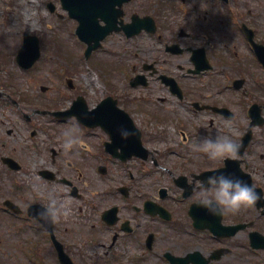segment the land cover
<instances>
[{
    "label": "flooded vegetation",
    "instance_id": "1",
    "mask_svg": "<svg viewBox=\"0 0 264 264\" xmlns=\"http://www.w3.org/2000/svg\"><path fill=\"white\" fill-rule=\"evenodd\" d=\"M117 9L98 18L103 27L104 19L117 20ZM123 10L124 23L137 15L150 17L148 31L134 38L118 32L108 39L136 44L148 38L149 48L145 57L132 53V73L119 79L124 88L110 83L112 89L95 102L74 95L69 107L83 96L89 111L112 101L104 104L99 120L85 124L70 111L68 118L79 120L84 138L71 152L55 140L69 119L53 115L69 108L44 109L17 91L18 99L13 98L15 83L0 85L5 108L0 111V220L7 219L24 244L34 245L28 253L36 260H58L47 222L36 218L46 199V192L30 188L29 180L38 178L70 197L72 214L53 223L54 236L70 257L60 227L73 221L69 226L90 225L87 234L99 241L100 264H264V197L254 207L212 215L196 194L197 181L218 171L264 194V125L258 124L264 118L259 60L264 56V0H130ZM210 85L212 91L203 93ZM138 90L150 94L133 93ZM188 116L195 122L209 117L213 136L233 135L238 156L211 161L193 152L189 131L196 126ZM109 125L116 127L118 138ZM164 126L179 134L186 151L179 160L162 156L166 153L158 148ZM133 127L147 149L142 157L132 152L138 146Z\"/></svg>",
    "mask_w": 264,
    "mask_h": 264
},
{
    "label": "rangeland",
    "instance_id": "2",
    "mask_svg": "<svg viewBox=\"0 0 264 264\" xmlns=\"http://www.w3.org/2000/svg\"><path fill=\"white\" fill-rule=\"evenodd\" d=\"M50 1L56 4V13L49 11L47 4ZM27 12L31 13L29 19L32 21V25L27 21ZM76 26L77 23L68 18L67 12L62 9L59 0H0V48H3L4 53H8L5 54L8 62L0 74V85L7 84L8 81L15 83L16 89L10 90L12 95L18 97L13 93V91H17L31 101L41 104L42 107L52 106L51 109L69 107L71 99L76 93L85 94L90 102H95L98 100V95L104 90L112 89L110 83L116 89L124 88V85H119L121 83L119 79L124 75L127 76V73H132L131 66L134 62L132 53L137 52L143 56L149 48V39H137V47L136 44L128 43L122 38H113L106 41L104 51L96 53L87 61L83 57L85 45L78 40L76 35H73ZM70 29L73 34L69 31ZM24 33L42 34L39 38L44 54L41 62L30 72L20 70L14 60L20 41L17 36ZM108 50L109 52H107ZM89 75L93 76L96 81L88 83L86 76ZM66 78L72 79L76 91L67 88ZM113 78L116 80L112 81ZM42 86L47 87L48 90L42 92ZM211 88V85L207 86L203 93L211 92ZM133 93L137 95L150 94L140 90ZM161 93L164 94V91ZM2 108L0 105V111ZM178 110L183 113V116H187L182 109ZM189 118L194 122L191 125L196 126L195 130L189 131L193 137L190 142L191 146L201 137L211 135V130L209 117H200L196 122L194 118ZM164 127L166 128L164 131L162 129V136L157 139L158 148L167 154H162V156L169 155L179 160L178 157L186 152L181 146L179 134L171 127ZM153 135L158 136L156 133ZM55 140L58 142L57 144H60L57 138ZM158 171L162 172L159 168ZM8 189L9 184L6 182L4 194ZM73 217L75 216L73 215ZM72 223L73 221L64 222L60 227V235L72 251L74 261L77 264H100L98 260L100 249L96 245L99 241L88 237L87 234L90 225L69 226ZM16 225L20 226L18 223ZM13 232L12 224L7 219H1L0 264H39L27 256L26 251L29 249V243L24 244L25 239L22 236L14 235ZM30 233V238L34 239V235ZM24 247H27L26 251ZM43 248H45L44 245ZM45 260L47 261V258ZM55 260L56 258L51 260V263L55 264L54 262H57Z\"/></svg>",
    "mask_w": 264,
    "mask_h": 264
},
{
    "label": "clouds",
    "instance_id": "3",
    "mask_svg": "<svg viewBox=\"0 0 264 264\" xmlns=\"http://www.w3.org/2000/svg\"><path fill=\"white\" fill-rule=\"evenodd\" d=\"M65 130L57 137L60 147L65 152H71L83 143L80 135L81 125L76 117H69ZM122 135H129L123 130ZM191 150L206 154L211 161L224 158H236L239 154V143L231 134L205 135L191 144ZM196 191L198 204L207 209L212 215H224L236 212L241 208L254 207L264 194L256 192L255 187L232 177L222 171L215 172L205 180L197 181ZM33 191L46 192L45 202L36 210V218L40 222L55 223L72 214L70 197L63 195L56 187H48L45 183L38 182V178L29 180Z\"/></svg>",
    "mask_w": 264,
    "mask_h": 264
},
{
    "label": "water",
    "instance_id": "4",
    "mask_svg": "<svg viewBox=\"0 0 264 264\" xmlns=\"http://www.w3.org/2000/svg\"><path fill=\"white\" fill-rule=\"evenodd\" d=\"M66 9L70 11L73 16H76L81 20L80 34L81 39L88 42H95V45L91 47V50L98 48L100 46V41L104 39V35L100 32L92 31V24L85 17V13L88 6H92L94 12L100 14L113 0H62ZM39 49L36 47V52L34 58L32 59L33 63L39 58ZM141 149V147H139ZM67 264H71L66 260Z\"/></svg>",
    "mask_w": 264,
    "mask_h": 264
},
{
    "label": "bare ground",
    "instance_id": "5",
    "mask_svg": "<svg viewBox=\"0 0 264 264\" xmlns=\"http://www.w3.org/2000/svg\"><path fill=\"white\" fill-rule=\"evenodd\" d=\"M27 21H28V23L30 24V25H32V21L29 19V16L31 15V13H29L28 14V12H27ZM92 78H93V76H91V75H89V76H86V81L87 82H90V81H92Z\"/></svg>",
    "mask_w": 264,
    "mask_h": 264
}]
</instances>
